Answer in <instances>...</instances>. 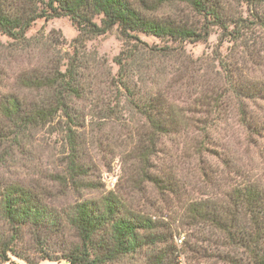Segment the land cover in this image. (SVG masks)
I'll use <instances>...</instances> for the list:
<instances>
[{
	"label": "rangeland",
	"instance_id": "rangeland-1",
	"mask_svg": "<svg viewBox=\"0 0 264 264\" xmlns=\"http://www.w3.org/2000/svg\"><path fill=\"white\" fill-rule=\"evenodd\" d=\"M220 2L225 25L206 24L202 37L191 41L174 42L144 33L126 38L113 27L87 38L79 47L75 42L78 28L68 17L50 12L53 16L35 19L24 39L0 34V97L15 93L37 99L36 92L18 86L20 75L51 65L63 70L75 52L87 67L82 98L73 103L79 114L72 134L67 120L59 116L27 131L17 142L0 143V183L33 190L61 219L59 230L46 233L30 225L14 231L0 218V238L10 246L7 260L0 257V264H69L68 248L78 238L64 216L76 204L107 196L119 199L126 211L151 218L156 233L171 231L174 238L197 242L201 249L223 252L239 264L251 263L248 251L223 246L222 235L205 225L191 226L187 216L192 202L208 199L223 207L233 187H264V0ZM37 9L46 7L38 4ZM148 15L199 31L206 22L179 2ZM100 19L93 21L99 25ZM127 49H136V65L143 64L127 72L132 89L144 96L162 94L185 120L178 132L158 137L147 168L149 175L170 184L172 192L161 193L140 174L138 156L147 145L149 128L129 105L118 82L115 58ZM230 83L253 85L258 91L236 97ZM107 107L114 113L102 112ZM71 155L83 169V175L75 179L86 186L74 187L69 178ZM162 248L166 244L157 243L110 264H147L152 250ZM176 254H181L185 264H227L217 259L195 263L183 250Z\"/></svg>",
	"mask_w": 264,
	"mask_h": 264
},
{
	"label": "trees",
	"instance_id": "trees-1",
	"mask_svg": "<svg viewBox=\"0 0 264 264\" xmlns=\"http://www.w3.org/2000/svg\"><path fill=\"white\" fill-rule=\"evenodd\" d=\"M175 2L189 5L203 17L206 22L200 31L192 25L148 15ZM38 4L45 5L46 10H38ZM49 12L54 16L68 17L78 28L79 36L75 39L78 46H82L87 38L105 34L113 27L126 38L144 33L174 42L197 40L202 37L201 31L206 32V24L224 26L226 20L220 0H0V34L15 40L24 39L36 18L53 16ZM98 16H101L99 25L93 21ZM135 50L123 51L122 57L115 58V63L119 67L118 82L127 93L129 105L145 119L149 128L147 145L138 156L140 174L161 193L165 190L172 192L170 184L156 175H149L147 168L150 157L155 153L158 137L178 132L185 120L177 107L162 94L144 96L140 90L132 89V79L127 72L134 66H143L141 63L136 65ZM156 51L161 52L162 49ZM76 53L69 57L63 70L60 65H51L46 70H32L20 75L18 86L36 92L37 99L27 100L15 93L0 97V143L17 142L27 131L50 124L59 116L67 120L68 130L73 133L79 114L73 103L82 98L81 91L87 80L84 74L86 60L78 58ZM230 87L236 97L253 96L258 91L253 85L230 83ZM214 106L219 107L218 100ZM102 112L112 114L114 110L107 107ZM245 119L243 113V121ZM71 157L67 170L73 186H86L75 179L83 175V169L75 162L76 156ZM227 201L223 207L208 199L190 203L187 216L191 226L212 228L223 236V246L242 248L248 251L250 264H264V187L238 185L227 193ZM0 218L14 231L27 225L43 229L46 233L61 227L60 217L47 208L39 194L17 184L0 183ZM63 220L78 238V242L68 248L66 260L69 264H110L157 243L166 244V248L152 250L147 264H176L178 250H183L188 254L187 259L195 263L202 259H217L227 264H239L223 252L201 249L197 242L184 240L178 249L171 231L163 235L156 233L157 225L151 218L126 211L121 201L113 196L98 202L76 204ZM8 252L10 246L0 238L2 261L7 260Z\"/></svg>",
	"mask_w": 264,
	"mask_h": 264
},
{
	"label": "built area",
	"instance_id": "built-area-1",
	"mask_svg": "<svg viewBox=\"0 0 264 264\" xmlns=\"http://www.w3.org/2000/svg\"><path fill=\"white\" fill-rule=\"evenodd\" d=\"M183 241H184V238L183 237H176L175 238V244H176V246H177L178 249H180L182 247ZM180 256H181V254L180 255H177V264H185L183 262L182 257H180Z\"/></svg>",
	"mask_w": 264,
	"mask_h": 264
}]
</instances>
